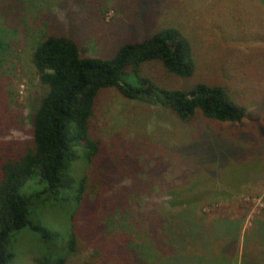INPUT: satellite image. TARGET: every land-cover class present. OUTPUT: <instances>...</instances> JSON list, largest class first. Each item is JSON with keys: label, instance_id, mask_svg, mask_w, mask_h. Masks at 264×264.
<instances>
[{"label": "rangeland", "instance_id": "1", "mask_svg": "<svg viewBox=\"0 0 264 264\" xmlns=\"http://www.w3.org/2000/svg\"><path fill=\"white\" fill-rule=\"evenodd\" d=\"M166 27L185 33L197 65L193 78H169L170 86L224 85L246 109L245 118L220 122L198 113L183 122L171 110L129 100L116 88L103 90L92 138L102 140L117 168L134 164L136 172L126 179L138 178L145 191L131 199L120 223L116 217L106 223L110 211L98 204L82 206L75 232L70 218L78 211L77 188L40 200L33 212L59 238L43 244L29 229L14 234L12 264L62 258L65 264H134L128 260L136 248L129 243L162 238L179 217L208 229L217 220L230 222L205 244L207 250L190 244L193 255L182 264H233L237 255L240 264L243 238L264 213V0H0L7 44L0 68V144L29 137L33 106L47 91L33 53L50 34L70 37L83 55L110 58L121 45ZM148 72L167 78L157 65ZM89 172L97 174L82 156L74 162L78 182ZM236 237L239 243L226 248Z\"/></svg>", "mask_w": 264, "mask_h": 264}, {"label": "trees", "instance_id": "2", "mask_svg": "<svg viewBox=\"0 0 264 264\" xmlns=\"http://www.w3.org/2000/svg\"><path fill=\"white\" fill-rule=\"evenodd\" d=\"M4 37L0 32V68L7 53ZM33 63L47 91L33 106L29 137L26 142L0 144V264L13 263L10 239L22 230L37 233L43 244L59 238L35 216L34 205L40 200L56 199L62 190L77 188L78 211L70 218L75 232L82 206L98 204L97 208L110 211L105 213L106 223L115 217L119 222H113L120 223L131 199L145 191L138 178L126 179L136 172L134 164L124 161L117 168L116 158L108 157L102 140L92 138L91 122L103 90L116 88L129 100L171 110L183 122L198 113L215 121L241 122L247 113L232 101L224 85L197 83L187 89L170 86L169 78L191 79L197 71L193 45L178 27H166L141 41L125 43L110 58L83 55L73 39L53 33L36 47ZM152 65L167 78L148 72ZM81 156L97 174L89 172L78 182L73 164ZM187 218L179 217L172 231L162 238L148 244L129 243L136 251L128 262L161 264L164 260L176 264L179 259L182 264L185 256L193 255V251H187L190 244L197 250H207L205 244L228 226V222L217 220L208 229ZM254 225L243 238L240 264H264V236L260 235L264 213ZM72 243L70 246L76 241ZM234 243H239L237 237L225 247L231 250ZM40 260L35 262L65 264L64 258L57 262Z\"/></svg>", "mask_w": 264, "mask_h": 264}, {"label": "crops", "instance_id": "3", "mask_svg": "<svg viewBox=\"0 0 264 264\" xmlns=\"http://www.w3.org/2000/svg\"><path fill=\"white\" fill-rule=\"evenodd\" d=\"M220 221H226L229 223V220L228 219H221Z\"/></svg>", "mask_w": 264, "mask_h": 264}]
</instances>
